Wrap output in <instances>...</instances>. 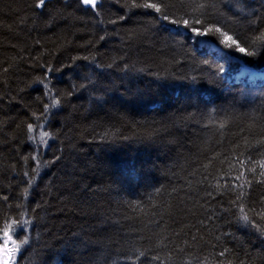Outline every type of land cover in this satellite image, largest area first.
<instances>
[{
	"label": "trees",
	"instance_id": "1",
	"mask_svg": "<svg viewBox=\"0 0 264 264\" xmlns=\"http://www.w3.org/2000/svg\"><path fill=\"white\" fill-rule=\"evenodd\" d=\"M37 2L0 0L15 264H264V0Z\"/></svg>",
	"mask_w": 264,
	"mask_h": 264
},
{
	"label": "snow or ice",
	"instance_id": "2",
	"mask_svg": "<svg viewBox=\"0 0 264 264\" xmlns=\"http://www.w3.org/2000/svg\"><path fill=\"white\" fill-rule=\"evenodd\" d=\"M48 0H38V2L36 3V7L43 9L46 4H47ZM79 2L84 5L85 8H91L92 10H96L97 9V5L99 3V0H79ZM193 3L196 2V0H192ZM135 3V0H134ZM136 6H140V7H144V8H150V9H154L157 13H161L163 15V10L160 6L159 3L156 2H152V0H146L145 3L141 4V5H136ZM205 7V3L201 2L198 3L196 8L194 9L195 11H201L202 9H204ZM164 19H168V17L165 15L163 16ZM196 23H200L199 20L195 21ZM184 24L186 26L189 25V21L188 20H184ZM195 31V29H194ZM209 32H216L219 33L221 36L224 37V42L228 47L231 46H235L236 50L243 53L246 56H254L255 52L248 50L244 47H242L235 39H233L232 36L228 35L226 32H223L221 30V28L219 27H210L208 28ZM260 39L262 41H264V33L261 34ZM58 103V101H57ZM28 131L31 133L34 131L33 126L29 125ZM48 135L47 132H43L41 133V140L43 141L44 137H46ZM243 163V162H241ZM259 167L264 168V162L260 163ZM241 175H243V173H241ZM262 176H264V173H261ZM239 179V177H237ZM241 195H243V193H241ZM243 211V210H242ZM243 219L245 221L248 220V216L244 215ZM31 222L29 220H23V221H12V223L6 224L4 226V229L2 231V239H3V244H0V250H4L7 252H15V253H19L20 250L23 248L24 245H27L29 243V239L27 236H25V238L23 240H20L19 242H17V240H14L12 238L11 233L15 232V227L14 225H19L21 228H23V226L25 225H29ZM18 239V238H17ZM9 244L12 245L11 248H9ZM223 255V253H221ZM140 255H143V253H141ZM154 259H159L158 257H154ZM4 264H8V261H5Z\"/></svg>",
	"mask_w": 264,
	"mask_h": 264
},
{
	"label": "rangeland",
	"instance_id": "3",
	"mask_svg": "<svg viewBox=\"0 0 264 264\" xmlns=\"http://www.w3.org/2000/svg\"><path fill=\"white\" fill-rule=\"evenodd\" d=\"M250 78H253V80H251L252 82L258 80V76H257L256 74H254V75H253L252 77H250ZM256 78H257V80H256ZM247 80L249 81V79H247ZM36 133H38V134L36 135ZM34 136H35V143H36V145L38 146V148H39V149H46V147H47V146H46V144H47L46 141H48V139L44 137V139H43V141H42V140H41V134L39 133L38 130H36V131L34 132ZM20 228H21V227H19L18 229H20ZM21 229H22V228H21ZM16 231H17V230H15L14 233H11V235H12V238H13L14 240H17V242H19V240L17 239V237H16V235H15ZM1 244H3V239H2ZM11 247H12V245L9 244V248H11ZM18 254H19V253H15V252H7V251H4V250H0V264H4L5 261H8V264H15L16 259H17V255H18Z\"/></svg>",
	"mask_w": 264,
	"mask_h": 264
},
{
	"label": "water",
	"instance_id": "4",
	"mask_svg": "<svg viewBox=\"0 0 264 264\" xmlns=\"http://www.w3.org/2000/svg\"><path fill=\"white\" fill-rule=\"evenodd\" d=\"M48 1H52V0H48Z\"/></svg>",
	"mask_w": 264,
	"mask_h": 264
}]
</instances>
